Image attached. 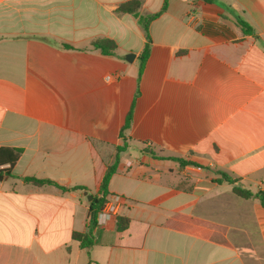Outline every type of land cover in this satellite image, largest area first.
<instances>
[{"label": "crops", "instance_id": "obj_1", "mask_svg": "<svg viewBox=\"0 0 264 264\" xmlns=\"http://www.w3.org/2000/svg\"><path fill=\"white\" fill-rule=\"evenodd\" d=\"M127 1L0 0V148L22 150L0 181V264H264V206L235 193L264 192V0H168L149 39ZM131 111L122 205L84 248Z\"/></svg>", "mask_w": 264, "mask_h": 264}, {"label": "trees", "instance_id": "obj_2", "mask_svg": "<svg viewBox=\"0 0 264 264\" xmlns=\"http://www.w3.org/2000/svg\"><path fill=\"white\" fill-rule=\"evenodd\" d=\"M206 1H213V0H206ZM167 5H168V0H165L163 8L160 12L155 13V14H150L148 16H141L140 11L142 8V1L141 0H129L127 2L122 3L118 7V11L121 13H126V14L133 15L135 17H138L139 24L142 26V28L146 32V35L148 36L149 26H150L151 21L156 19L159 15H161V13L167 9ZM237 24L242 28L245 34L252 33L251 27L242 19L237 18ZM148 39H149V36H148ZM93 47L95 49H99L101 53L104 55H113L117 49V44L114 40H111L109 38H103V39L95 40L93 42ZM148 54H149V49L146 48L144 52L140 55V60L142 62H145ZM132 116L133 115L131 111L126 118V122L121 131V136L124 139V143L122 146L117 147V154L115 157V161L112 164L108 165L104 178L101 182L100 189L96 194H94L93 199L90 203L91 225L88 229V232L86 233L76 232L73 234L74 239L80 241L84 248H89L93 245L94 230L98 225V216L102 212L105 205L109 202V197H110L109 184H110V181L113 175L118 170V165L120 161V153L124 152L127 148L125 131H127L131 126ZM21 153H22V150L17 149V148H11V147L0 148V181H2L3 179L11 175L12 168L14 167L16 162L19 160ZM5 165H8V167H4ZM193 165H197V164H193ZM219 173L221 175V178L217 180L218 183H222V182L234 183V181L228 174L224 172H219ZM26 180L33 182L35 184H38V185H44V184L55 185L63 191H68L67 188L61 187L57 185L55 182L50 181V180H40L36 178H26ZM76 189L87 191L86 188H82V187H79ZM235 193L245 198H250L254 196L258 200H260L262 205L264 206V192L252 194L249 191H245L240 188H235ZM117 223H118V230L120 232H123L129 226V219L126 217L120 216L118 217ZM184 231H187L188 233H192L203 239L209 238L210 233H211L209 230L205 228H201V227L186 229Z\"/></svg>", "mask_w": 264, "mask_h": 264}, {"label": "built area", "instance_id": "obj_3", "mask_svg": "<svg viewBox=\"0 0 264 264\" xmlns=\"http://www.w3.org/2000/svg\"><path fill=\"white\" fill-rule=\"evenodd\" d=\"M122 205V197L112 195L109 197V202L105 205L102 212L98 216V225H105L109 220L118 215V211Z\"/></svg>", "mask_w": 264, "mask_h": 264}, {"label": "water", "instance_id": "obj_4", "mask_svg": "<svg viewBox=\"0 0 264 264\" xmlns=\"http://www.w3.org/2000/svg\"><path fill=\"white\" fill-rule=\"evenodd\" d=\"M134 57H135V55L134 54H129L128 56H127V60L128 61H132V59H134ZM87 193V192H86ZM93 199V196L92 195H90L89 196V200H92Z\"/></svg>", "mask_w": 264, "mask_h": 264}]
</instances>
